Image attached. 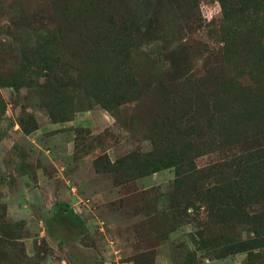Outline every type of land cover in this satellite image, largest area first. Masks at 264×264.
Instances as JSON below:
<instances>
[{"label": "rangeland", "instance_id": "obj_1", "mask_svg": "<svg viewBox=\"0 0 264 264\" xmlns=\"http://www.w3.org/2000/svg\"><path fill=\"white\" fill-rule=\"evenodd\" d=\"M259 132L264 0H0V264H264V169L194 172Z\"/></svg>", "mask_w": 264, "mask_h": 264}, {"label": "trees", "instance_id": "obj_2", "mask_svg": "<svg viewBox=\"0 0 264 264\" xmlns=\"http://www.w3.org/2000/svg\"><path fill=\"white\" fill-rule=\"evenodd\" d=\"M155 1H156L157 10L159 9V7L165 8L166 4H168V6H171L173 4V0H155ZM155 13H156L155 16L157 18L150 20V22H148L145 26L146 30L151 31L152 33L154 31L152 30L153 29L152 26L159 23L157 16L159 12L156 11ZM43 32H44V37L40 39L41 42L40 44H41V49L43 52H45V54L41 56L39 54V59L43 64L44 72L47 73L44 78L46 82H48L49 81L48 79H50L51 77L55 78L53 80L54 83L57 84V87L62 90L63 88H65L66 83L68 82L67 78L60 77L58 75L54 77L53 75H51L53 71H51V68L49 67V63L54 61L50 59V56L48 54H46L47 49L49 50L50 46H52L53 43H55L58 40V37L56 35L59 32L50 31L49 28L47 27ZM144 33H147V31ZM49 52L51 53V51ZM29 56H30V52L27 54V57ZM55 62H58V60H56ZM56 64L58 63H55V66ZM61 66L62 65H60V67ZM256 137L264 139V133L259 132L256 135ZM259 169H264V144L256 143L253 148H250V146H245L244 150L239 151V153L235 155H226L222 160L214 163L208 168H205L201 171L194 169V172L200 174V176H202L203 178H207L208 176L209 177L218 176L219 178H223V177L228 178L239 173L250 174ZM219 183L222 184L223 182L221 181ZM210 192H212L211 188L209 186H206L205 193L208 195V193Z\"/></svg>", "mask_w": 264, "mask_h": 264}]
</instances>
